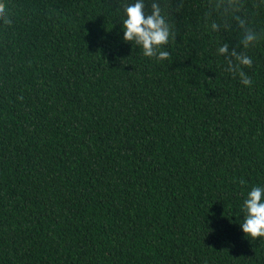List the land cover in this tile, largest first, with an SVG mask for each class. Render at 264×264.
Masks as SVG:
<instances>
[{"label": "trees", "instance_id": "obj_1", "mask_svg": "<svg viewBox=\"0 0 264 264\" xmlns=\"http://www.w3.org/2000/svg\"><path fill=\"white\" fill-rule=\"evenodd\" d=\"M0 2V264H264L241 229L264 187V40L245 87L208 0H144L174 26L166 61L123 38L136 0Z\"/></svg>", "mask_w": 264, "mask_h": 264}, {"label": "clouds", "instance_id": "obj_2", "mask_svg": "<svg viewBox=\"0 0 264 264\" xmlns=\"http://www.w3.org/2000/svg\"><path fill=\"white\" fill-rule=\"evenodd\" d=\"M210 10L214 11L223 20V25L212 21L206 23L205 28L213 33L231 31L237 26L241 34L238 44L229 48L227 42L223 43L217 52L225 58V71L238 77L245 87L252 84V77L245 69L253 67V58L248 55V50L254 48L264 40V30L254 28L249 13L246 12V0H208ZM259 8L264 6V0H258L254 5ZM126 18L123 20V33L126 42L135 44L142 49L144 57L166 61L170 58L169 51L164 46L175 39L174 26L166 19L165 9L160 3H152L150 13L145 11L144 0H136L125 8ZM6 5L0 2V19L10 24L6 18ZM210 18V17H209ZM244 183L243 180L240 181ZM245 213L241 229L246 237L256 240L264 238V187L253 186L243 201Z\"/></svg>", "mask_w": 264, "mask_h": 264}]
</instances>
